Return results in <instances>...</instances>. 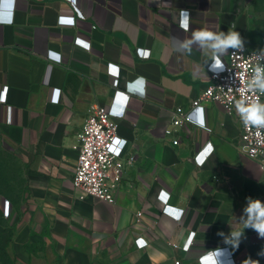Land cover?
<instances>
[{"label":"crops","instance_id":"1","mask_svg":"<svg viewBox=\"0 0 264 264\" xmlns=\"http://www.w3.org/2000/svg\"><path fill=\"white\" fill-rule=\"evenodd\" d=\"M256 1L75 0L81 17L71 0H0V140L21 165L20 264H201L209 253L220 264H264V238L245 226L249 202L264 200V170L242 151L237 116L215 102L192 106L211 73L226 69L230 49L216 64L214 41L201 44L194 33L235 31L247 43ZM188 40L191 51L182 47ZM94 102L126 108L118 135L124 158L135 160L114 203L80 199L73 185ZM178 107L192 122L169 136ZM207 144L213 152L199 166L193 158ZM167 205L181 209L179 219ZM235 231L238 248L223 243Z\"/></svg>","mask_w":264,"mask_h":264},{"label":"built area","instance_id":"2","mask_svg":"<svg viewBox=\"0 0 264 264\" xmlns=\"http://www.w3.org/2000/svg\"><path fill=\"white\" fill-rule=\"evenodd\" d=\"M77 13L84 14L76 7L75 0H71ZM189 15V13H188ZM86 48H90L91 42L76 38ZM137 54L142 59L151 56L149 49L138 48ZM259 75L264 78V47L254 48L243 42L238 49H229L228 66L223 71H214L210 75L211 82L192 102L193 108L204 102L220 104L229 115L237 116L241 121V148L250 158L257 160L264 170V126L245 125L240 107H248L253 104H264V91L256 86L255 80ZM118 80L113 84L118 86ZM4 98V90L0 91V100ZM126 112L125 106L118 107L116 102L104 105L94 102L90 105L86 122L79 134L78 160L73 177V185L80 199L92 196L110 203L115 202V190L122 180L127 163H132L135 156L124 158V150L127 141L118 135V119L123 118ZM192 122V111H185L182 107L174 110L172 127L167 128L166 134L172 135L178 128ZM213 146L207 144L194 156L197 165L202 166L213 152ZM163 212H170L174 218L180 215L181 209L172 211L169 205ZM143 212L137 213L140 221ZM195 232L191 231L187 242L183 246L188 249ZM137 246L142 248L147 241L142 237L136 239ZM176 246L178 244H175ZM213 254L200 256L199 261L205 264L206 258ZM224 260L217 258L218 264Z\"/></svg>","mask_w":264,"mask_h":264},{"label":"rangeland","instance_id":"3","mask_svg":"<svg viewBox=\"0 0 264 264\" xmlns=\"http://www.w3.org/2000/svg\"><path fill=\"white\" fill-rule=\"evenodd\" d=\"M247 44L264 47V0H257ZM23 196L21 165L14 150L0 140V264H20L15 249L16 211Z\"/></svg>","mask_w":264,"mask_h":264},{"label":"clouds","instance_id":"4","mask_svg":"<svg viewBox=\"0 0 264 264\" xmlns=\"http://www.w3.org/2000/svg\"><path fill=\"white\" fill-rule=\"evenodd\" d=\"M188 17L185 15L183 17V23L181 25L185 30L188 29ZM193 39L199 41L201 44L206 43L207 41H214L211 47L217 50V53L213 55L212 60L216 63H220L219 53H223L228 48L238 49L243 46V42L239 33L235 31H230L227 35L220 34L215 35L210 31H197L194 33ZM192 40H188L183 43L182 47L189 49L191 51L190 45ZM257 87L264 91V78H261L257 75L255 80ZM239 111L241 112L245 125L252 124L255 126H264V104H253L248 107H240ZM246 211L250 214L253 219H250L245 225L250 227L258 233L261 238H264V200H252L249 202V207ZM179 219V216H177ZM217 235H223L222 233H217ZM241 231H235L231 234V237H225L223 243L229 245L232 248H238L242 239ZM216 251L225 252L226 249L218 248ZM259 255H264V250H261ZM205 264H218L215 254L206 258Z\"/></svg>","mask_w":264,"mask_h":264}]
</instances>
